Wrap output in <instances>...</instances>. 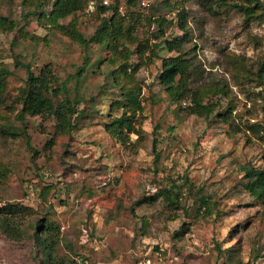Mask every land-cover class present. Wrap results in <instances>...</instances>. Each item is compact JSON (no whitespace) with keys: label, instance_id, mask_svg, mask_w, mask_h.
Returning <instances> with one entry per match:
<instances>
[{"label":"rangeland","instance_id":"374dc122","mask_svg":"<svg viewBox=\"0 0 264 264\" xmlns=\"http://www.w3.org/2000/svg\"><path fill=\"white\" fill-rule=\"evenodd\" d=\"M54 1L0 0V17L13 24L0 29V67L11 72L0 104V214L20 207L24 231L16 238L0 230V264H41L28 227L36 218L56 224L59 253L79 264H264V202L247 192L243 169L264 167V17L249 20L233 3L109 0L126 21L138 16V40L160 17L173 22L164 37L180 36L179 4L195 16L181 47L191 93L179 103L156 77L161 60L127 41L143 109L133 119L136 131L121 139L105 125L120 112L110 107L119 89L105 60L110 52L81 41L98 24L85 10L90 0L51 25L40 14ZM73 20L76 38L59 27ZM16 56L34 72L50 64L66 82L83 110L76 128L61 132L41 115L20 119L26 71ZM194 97L213 111L191 110ZM171 189L178 205L167 198ZM199 193L209 194L211 214L197 211ZM183 224L186 232L175 236Z\"/></svg>","mask_w":264,"mask_h":264},{"label":"trees","instance_id":"16d2710c","mask_svg":"<svg viewBox=\"0 0 264 264\" xmlns=\"http://www.w3.org/2000/svg\"><path fill=\"white\" fill-rule=\"evenodd\" d=\"M36 1V7L41 5L40 0ZM88 1L55 0L51 10L48 13L42 11L40 15L51 25H57L59 20L68 15L83 11ZM135 1L127 0L129 4H134ZM195 1L202 8L212 7L213 3H217L220 6L233 3V6L240 9L249 20L264 17V1L262 0ZM164 2L168 3V0ZM178 6H180V9L177 10L176 24L183 33L173 38L164 37L165 28L173 24L171 19L165 17L154 20L153 23L157 24L156 30L150 32L148 37L138 40L134 36L138 16L135 19L132 17L129 21H126L125 16L118 12L116 3L104 4L103 0H99L98 3L95 2L94 8L88 13V16L93 15L96 17L98 24L93 35L89 39L82 38L81 41L84 44L92 41L105 45L111 55L105 58V60L114 67L109 71V76H112L114 86L119 87L117 93L113 94L115 98L111 101L110 107L120 110V112L118 115L113 116L108 123H105L106 129L115 137L122 139L127 137L129 133L136 131L133 119L135 114L141 112L143 109L139 95L141 87L133 83L134 81L131 77L132 72L136 71L137 66L130 61L133 51L128 47L127 41L131 44L135 43L136 48L141 53L148 50L151 58L154 57L161 60V67L156 77L164 86L172 102L179 103L189 98L188 95L191 93L189 79L191 75L181 47L189 38L188 18L193 19L195 16L190 14L183 4H179ZM107 12H110V15H106ZM75 24L76 21L73 20L69 26L59 25V27L68 36L76 38L75 35L79 33L76 30ZM0 29L2 31L5 29L11 30L13 29V24L9 23L6 17H0ZM120 47L121 49H119ZM160 50L167 53L174 52L175 54L160 56ZM15 61L16 64L23 66L26 71L24 85L20 88L18 95L20 119H24L26 115H41L54 118L55 127L61 132H69L76 128L77 117L83 113V110L79 108V101L70 97L66 82L58 80L51 65L45 64L37 72H34L30 64L22 62L18 56L15 57ZM129 69L130 72L128 71ZM10 74L11 72L7 68L0 67V104L3 103L5 81ZM259 77L264 80V63L259 67ZM199 99L198 97L191 98L193 104L190 109L192 110L194 106H199L201 107L199 113H211L213 108L200 104ZM243 169L244 178L246 179L244 185L247 192L254 199L264 202V167L250 166ZM168 193L167 198L173 204L178 205V194L172 195L173 189L166 191V194ZM213 206L210 204L209 194L199 193L197 211H203L208 215L212 213ZM18 209L20 207L11 204L6 208L7 213L0 214V230L8 236L16 238H20L24 232L20 226L19 215L16 214ZM184 225L174 232L175 236H183L186 232ZM28 227L32 230L31 236L34 245L42 257L41 264H79L76 259L62 256L59 253L60 237L57 226L52 221L46 218H36L29 222ZM74 254L75 256L77 255L76 252Z\"/></svg>","mask_w":264,"mask_h":264},{"label":"built area","instance_id":"2783aa9c","mask_svg":"<svg viewBox=\"0 0 264 264\" xmlns=\"http://www.w3.org/2000/svg\"><path fill=\"white\" fill-rule=\"evenodd\" d=\"M103 3L109 4V0H103ZM94 5H95V1L90 0L85 9L86 12L89 13L94 8Z\"/></svg>","mask_w":264,"mask_h":264}]
</instances>
